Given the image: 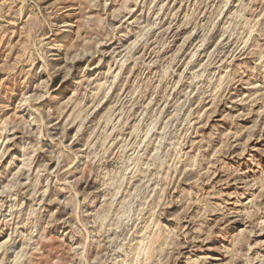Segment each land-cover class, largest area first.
Instances as JSON below:
<instances>
[{"label":"clouds","instance_id":"9594fccd","mask_svg":"<svg viewBox=\"0 0 264 264\" xmlns=\"http://www.w3.org/2000/svg\"><path fill=\"white\" fill-rule=\"evenodd\" d=\"M0 264H264V0H0Z\"/></svg>","mask_w":264,"mask_h":264}]
</instances>
